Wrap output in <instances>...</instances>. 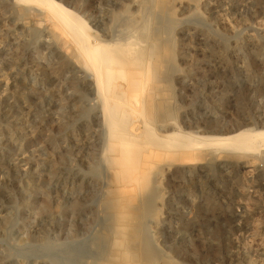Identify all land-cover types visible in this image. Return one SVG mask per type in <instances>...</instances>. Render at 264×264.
Instances as JSON below:
<instances>
[{
  "label": "rangeland",
  "instance_id": "obj_1",
  "mask_svg": "<svg viewBox=\"0 0 264 264\" xmlns=\"http://www.w3.org/2000/svg\"><path fill=\"white\" fill-rule=\"evenodd\" d=\"M56 1L101 43L134 25L145 36L142 64L114 79L128 133L144 136L130 157L108 148L70 39L37 4L0 0V264H264V146L174 134L264 130V0ZM145 123L181 145L157 147Z\"/></svg>",
  "mask_w": 264,
  "mask_h": 264
},
{
  "label": "bare ground",
  "instance_id": "obj_2",
  "mask_svg": "<svg viewBox=\"0 0 264 264\" xmlns=\"http://www.w3.org/2000/svg\"><path fill=\"white\" fill-rule=\"evenodd\" d=\"M14 1H20V2H24L25 3H33V4H37L39 7L44 8L43 10L47 11L50 18L52 19V22H54V25L58 28V30H61L62 32H64L66 34V36L68 37V39H70V41L72 42L73 46H74V50L77 53L79 60L81 61L82 65L84 67H86L87 69L90 70L92 76L94 77L95 80V85L97 88V92L99 93V96H101V103H103L102 106V112H103V116H104V124L107 126V130H108V135L110 137V141L113 142L111 140V138L113 139L114 137H116L115 142L113 143H109L108 148H114V147H119L120 152H124L126 154V156H131L133 152L131 151H126V144L128 143L129 139H134L136 143H138L140 140V136L141 134L143 135L144 133H140L138 135L127 131V125H128V111L130 108V101L128 100V92L126 90H122V89H117L114 87V79L115 77L119 76L122 74L121 71L124 70V68H126L125 66L129 65L130 63L134 62L137 65H141L142 62L144 61V54H145V47H146V43H145V39L142 35V32L139 31V29L135 28L136 25H134L133 28L129 29V31H127V34L125 33L124 37L121 38L119 36L120 39H113V41L111 42H104L101 43L103 41L99 40V36L98 38L96 36H93L92 34L89 33V29L88 26L86 25L83 20L78 14H76L74 11H72L70 8L66 7L65 5H63L60 2H57L56 0H14ZM151 3V2H150ZM149 3V4H150ZM36 7V6H35ZM37 8V7H36ZM42 8H38L41 9ZM147 9V8H146ZM150 12V11H149ZM152 12V11H151ZM143 13V11L141 12ZM145 13V12H144ZM148 13V12H147ZM146 16V15H145ZM143 15H141L140 18L145 17ZM148 17V16H147ZM150 17L147 18V20ZM145 19V18H143ZM137 21V20H136ZM135 21V22H136ZM143 21V20H142ZM147 23V22H146ZM139 24V22H138ZM149 24V22H148ZM143 27V26H142ZM141 27V28H142ZM140 28V29H141ZM142 31V30H141ZM145 32V31H144ZM148 33V32H147ZM146 33V34H147ZM145 35V33H144ZM148 35V34H147ZM162 36V35H161ZM65 37V35L63 36ZM113 38V37H112ZM111 38V39H112ZM148 38V37H147ZM156 38V37H155ZM150 39V38H149ZM66 40V38H65ZM103 40V39H102ZM69 41V42H70ZM148 43V42H147ZM157 44V43H156ZM153 45V44H152ZM159 54V53H158ZM75 56V55H74ZM148 56V54H147ZM154 56V55H153ZM155 58V57H153ZM146 60V59H145ZM154 61V60H153ZM80 64V63H79ZM114 65V66H113ZM134 65V64H133ZM136 65V66H137ZM145 65V64H144ZM147 66V65H146ZM158 66V65H157ZM82 67V66H81ZM138 67V66H137ZM154 67V66H153ZM159 67V66H158ZM157 67V68H158ZM156 68V67H155ZM119 69V70H118ZM133 70H135V68H133ZM139 71V69H137ZM159 70V69H158ZM89 72V71H87ZM128 72V71H127ZM147 72V71H146ZM152 73V72H151ZM125 74V73H124ZM144 74V73H143ZM142 74V75H143ZM146 74V73H145ZM141 75V74H140ZM144 78V76H143ZM142 78V79H143ZM147 78V77H146ZM145 78V79H146ZM118 79V78H117ZM141 79V80H142ZM128 80V79H127ZM139 81V79H137ZM135 81V80H134ZM133 81V82H134ZM143 81V80H142ZM140 82V81H139ZM149 82V81H148ZM124 83V82H123ZM122 83V84H123ZM121 84V83H120ZM118 84L120 87L121 85ZM128 84V83H127ZM137 84V83H136ZM149 84V83H148ZM144 85V84H143ZM128 87V86H127ZM147 87V86H146ZM145 87V88H146ZM145 88H141V89H145ZM132 90V89H131ZM136 90V89H134ZM141 92V91H140ZM146 92V91H145ZM148 92V91H147ZM144 93V92H143ZM152 94V93H151ZM155 94V92H154ZM142 95V93H141ZM146 97V96H145ZM146 99V98H145ZM136 99H134L135 101ZM143 100V99H142ZM141 100V101H142ZM132 101V100H131ZM133 101V102H134ZM143 104V102H142ZM141 104V105H142ZM153 104V103H152ZM133 105V104H132ZM140 106V105H139ZM134 107V106H133ZM132 107V108H133ZM141 108V107H140ZM143 108V107H142ZM128 109V110H127ZM145 109V108H144ZM143 110V109H142ZM143 112V111H140ZM138 113V112H137ZM143 114V113H142ZM154 114V113H153ZM130 116V115H129ZM144 116V115H143ZM131 117V116H130ZM136 117V116H135ZM130 119V118H129ZM132 119V118H131ZM137 119V117H136ZM135 119V120H136ZM149 119V118H148ZM128 120V121H127ZM134 120V119H133ZM145 120V118H144ZM153 120V119H152ZM138 121V119H137ZM151 121V120H150ZM152 122V121H151ZM155 122V121H154ZM140 125V124H139ZM143 126V125H142ZM129 127V126H128ZM141 128V127H140ZM144 128V127H143ZM145 128L149 129V131L147 132V135L145 137H148V140H153L154 142L158 143L161 142L162 147L165 145V147H169L171 144L174 142H176L175 140L178 141V139L182 136V134H185L184 136H187L188 138L192 139H196L194 141H196V145H194V147L198 146L199 148H204L205 146L208 147L209 146H218V147H224L227 150H232V151H245V152H252V151H258L259 149H261L260 147L264 146V130H257L254 128H250V127H246V128H237L234 130H229L226 132H220V133H215V134H206V135H200L197 136L195 134H190L189 132H186L185 130L179 128L178 130H175L176 132H174L175 135H181L177 136V138L175 139L174 137H172L174 140V142L170 141V137L169 135H166L165 137H161L158 136L157 134L154 133V131L150 130V125H148V123H145ZM139 129V128H138ZM137 129V130H138ZM156 130V129H155ZM162 130V129H161ZM140 131V130H139ZM163 131V130H162ZM161 131V132H162ZM173 131V130H172ZM166 132V131H165ZM163 133V132H162ZM161 134V133H160ZM166 134V133H164ZM168 134V133H167ZM189 134V135H186ZM107 136V135H106ZM144 136V135H143ZM163 136V135H162ZM108 137V136H107ZM106 137V138H107ZM144 137H142V141L147 140L143 139ZM159 138V139H158ZM170 138V139H169ZM185 138V137H183ZM183 138H181L182 143L183 142ZM187 138V141H188ZM115 139V138H114ZM186 139V138H185ZM138 140V142L136 141ZM147 140V141H148ZM156 140V141H155ZM161 140V141H160ZM153 141H151L153 143ZM180 141V140H179ZM178 141L177 144H180ZM190 141V140H189ZM134 142V141H133ZM134 142V143H135ZM171 142V143H170ZM192 143V141H190ZM188 142V143H190ZM132 143V144H134ZM141 143V142H139ZM144 143V142H143ZM154 143V144H156ZM158 143L156 144L158 147ZM188 143H185L187 146L191 145ZM147 144L144 143V145ZM172 144V145H173ZM129 145V144H128ZM139 145V144H138ZM143 145V144H142ZM148 145H150L148 143ZM154 145V146H156ZM168 145V146H166ZM181 145V144H180ZM136 144H134V148H135ZM129 147V146H128ZM131 147V144H130ZM133 147V146H132ZM136 147H140L141 149V145L140 146H136ZM144 147V146H143ZM154 147V148H157ZM161 147V148H162ZM164 147V148H165ZM179 147V146H178ZM184 147V145L182 144L181 148ZM186 147V146H185ZM193 147V144L191 146V148ZM151 148V147H150ZM105 149V148H104ZM107 149V148H106ZM136 149V148H135ZM168 149V148H167ZM153 150V148L151 149ZM104 151V150H103ZM118 151V150H117ZM154 151V150H153ZM105 152V151H104ZM114 152V150L112 151ZM260 152V151H259ZM256 153V152H255ZM151 154V152H150ZM108 155V154H107ZM106 155V156H107ZM112 155V154H111ZM146 155V154H145ZM153 155V154H152ZM114 156V155H112ZM140 157H142V155L139 154ZM118 157V156H117ZM137 157V155H136ZM135 157V158H136ZM139 157V159H140ZM111 158V157H110ZM108 158V160L110 159ZM118 159V158H117ZM116 159V160H117ZM123 159V158H122ZM119 160V159H118ZM142 160V159H141ZM152 160V159H151ZM150 160V161H151ZM110 161V160H109ZM121 161V160H120ZM123 163L125 160H122ZM121 161V162H122ZM130 161V160H129ZM147 161V160H146ZM111 162V161H110ZM108 162V163H110ZM117 162V161H116ZM120 162V163H121ZM143 162V161H142ZM153 162V161H152ZM115 163V162H114ZM163 162H161L162 164ZM140 164V162H139ZM138 164V166H139ZM159 164V163H158ZM127 165V164H126ZM132 165V164H131ZM130 165V166H131ZM157 165V163H156ZM113 166V165H112ZM123 166H125L123 164ZM133 166V165H132ZM122 167V165H121ZM134 167V166H133ZM111 169H113V167L110 166ZM136 169V167H134ZM133 168V170H134ZM139 168V167H138ZM110 170V169H109ZM115 170V169H114ZM113 170V172H114ZM117 168H116V173L117 172ZM123 170V169H122ZM125 170V169H124ZM139 170V169H138ZM146 170V169H145ZM153 170V168H152ZM126 171V170H125ZM124 171V172H125ZM132 171V170H131ZM137 171V170H135ZM155 171V170H154ZM111 172V171H110ZM124 172L121 173V175H123L124 177ZM130 172V170H129ZM149 172V171H148ZM151 172V171H150ZM140 173V172H139ZM132 174H135L132 172ZM149 174V173H148ZM147 174V175H148ZM118 175V174H117ZM142 175V174H141ZM150 175V174H149ZM128 176V175H127ZM144 176V174H143ZM136 177V176H135ZM130 178H132L130 176ZM137 178V182H135V184H137L139 182L138 177ZM140 178V176H139ZM124 179V178H123ZM128 179V177H127ZM122 180V179H121ZM125 180V179H124ZM133 182V180H132ZM125 184V183H124ZM134 184V183H133ZM123 185V184H122ZM121 185V186H122ZM130 185V184H129ZM128 185V186H129ZM139 185V183H138ZM137 185L134 186L136 188H139ZM127 187V185H126ZM132 187V186H131ZM128 190V189H127ZM136 190V189H135ZM138 192V191H137ZM136 193V192H135ZM139 194V193H138ZM137 194V195H138ZM126 195V194H125ZM136 195V197H137ZM131 196V195H130ZM139 197V196H138ZM132 204V203H131ZM133 205V204H132ZM131 205V206H132ZM141 207V206H140ZM139 207V208H140ZM139 210V209H138ZM142 210V209H141ZM143 213V212H142ZM140 215V214H138ZM139 217V216H138ZM137 219V218H136ZM139 222V221H138ZM142 226V225H141ZM140 226V227H141ZM136 227V226H134ZM139 228V227H138ZM137 231V230H136ZM141 231V230H140ZM138 231V232H140ZM125 233V232H124ZM137 235V234H136ZM137 239V238H136ZM135 240V239H134ZM138 240H136L137 242ZM141 242V241H139ZM137 245V244H136ZM124 247V246H123ZM140 247V244H139ZM139 249V248H137ZM141 249V247H140ZM139 249V250H140ZM134 250V249H132ZM127 251V250H126ZM136 251V250H135ZM141 251V250H140ZM143 251V250H142ZM141 251V252H142ZM138 252V251H137ZM144 252V251H143ZM140 253V252H139ZM141 254V253H140ZM139 255V254H138ZM149 255V254H148ZM152 255V254H151ZM142 256V255H141ZM132 257V255H131ZM139 257V256H138ZM140 258V257H139ZM145 259L147 258L146 256L144 257ZM141 259V258H140ZM150 259V258H149ZM143 261V257L141 259ZM140 260V261H141ZM138 261V262H140ZM153 262V261H152ZM151 262V264H152ZM134 263V262H133ZM142 263V262H140Z\"/></svg>",
  "mask_w": 264,
  "mask_h": 264
}]
</instances>
